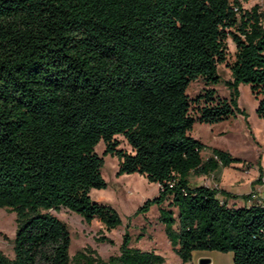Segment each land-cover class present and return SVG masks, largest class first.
I'll return each instance as SVG.
<instances>
[{"label": "trees", "instance_id": "1", "mask_svg": "<svg viewBox=\"0 0 264 264\" xmlns=\"http://www.w3.org/2000/svg\"><path fill=\"white\" fill-rule=\"evenodd\" d=\"M248 1L0 0V208L16 215L13 257L0 252V264H164L127 231L106 260L91 248L69 257L70 233L51 210L107 231L122 224L90 197L107 187V155L117 158L118 176L159 186L138 213L157 207L181 264L195 251L264 264V200L190 183L240 161L192 137L195 124L244 115L240 85L264 118V9L244 8ZM219 66L230 73L229 98L212 89L223 82ZM199 79L211 88L191 99L187 89ZM260 184L262 171L252 186Z\"/></svg>", "mask_w": 264, "mask_h": 264}, {"label": "rangeland", "instance_id": "2", "mask_svg": "<svg viewBox=\"0 0 264 264\" xmlns=\"http://www.w3.org/2000/svg\"><path fill=\"white\" fill-rule=\"evenodd\" d=\"M259 5L264 9V0H249L243 6L250 9ZM231 55L235 47L228 41ZM218 73L223 82L212 87L220 98H229L231 90L224 84L229 80V70L219 66ZM207 87L202 80L192 82L187 94L191 99L203 93ZM237 105L244 110V115H237L234 118L218 124H195L191 132L192 137L202 142L208 148H215L228 152L232 157L239 159L238 163L232 164L229 168H221L209 176H192L190 183L196 186H207L223 189L234 194L247 195L251 192L258 197H264V188L257 192L252 188L253 182L257 179L260 171L264 173V118L256 114L257 100L247 85L239 86ZM121 148L130 150L121 137ZM104 144L99 143L95 150L98 155L103 156ZM210 150L201 153L202 159L210 156ZM104 167L102 176L107 187L101 190H91V199L99 204L110 206L121 219V225L112 231L93 220L87 223L81 216L70 212L65 208L51 210L50 212L59 220L64 222L68 228L71 238L69 257L76 253L91 248L103 259L117 254L122 237L127 231L132 238V245L144 251L157 250V254L165 258V264H179L180 259L172 251L169 241L164 232V226L158 221V210L152 206L145 214L138 213L143 203L154 198L159 191V186L148 182L139 174L117 175L118 160L110 155L103 156ZM258 199H261L260 197ZM230 207H243L241 201H229ZM15 213L0 208V252L9 258L13 257L12 240L15 236L16 222ZM102 236L113 241V244L99 242ZM199 256H206L198 258ZM200 259L212 260L209 264H233L232 253H221L216 251H195L193 263L199 264Z\"/></svg>", "mask_w": 264, "mask_h": 264}, {"label": "crops", "instance_id": "3", "mask_svg": "<svg viewBox=\"0 0 264 264\" xmlns=\"http://www.w3.org/2000/svg\"><path fill=\"white\" fill-rule=\"evenodd\" d=\"M252 188H254L257 192H260V189L261 188H264V184H260V185H255L254 187H252ZM231 193V192H230ZM234 194V193H233ZM236 195H238V194H236ZM241 195H244V194H241ZM261 198V199H258V198ZM260 200H264V197H262L260 194L258 195V197L256 196V198H255V201H260ZM237 201H240V200H237ZM236 202V201H235ZM242 202V201H241ZM244 203V202H243ZM251 204V201H248V202H246V203H244V205H250ZM156 253H158L157 252V250L156 249H153ZM194 254H195V252H193V254H192V259H191V262H190V264H194L193 263V259H194ZM201 257H206V256H199L198 258H201ZM165 259V258H164ZM201 260V259H200ZM210 262L209 263H211V261L212 260H209ZM164 264H165V262H164ZM179 264H181V261H180V263Z\"/></svg>", "mask_w": 264, "mask_h": 264}, {"label": "water", "instance_id": "4", "mask_svg": "<svg viewBox=\"0 0 264 264\" xmlns=\"http://www.w3.org/2000/svg\"><path fill=\"white\" fill-rule=\"evenodd\" d=\"M209 259H201L200 261H199V264H209Z\"/></svg>", "mask_w": 264, "mask_h": 264}, {"label": "built area", "instance_id": "5", "mask_svg": "<svg viewBox=\"0 0 264 264\" xmlns=\"http://www.w3.org/2000/svg\"><path fill=\"white\" fill-rule=\"evenodd\" d=\"M252 198L255 199V198H256V195L254 194V195L252 196Z\"/></svg>", "mask_w": 264, "mask_h": 264}]
</instances>
